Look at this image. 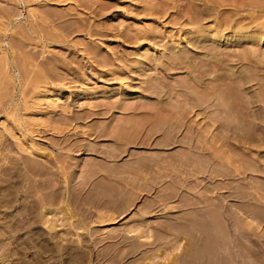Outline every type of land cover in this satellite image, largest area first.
Wrapping results in <instances>:
<instances>
[{"label": "rangeland", "instance_id": "obj_1", "mask_svg": "<svg viewBox=\"0 0 264 264\" xmlns=\"http://www.w3.org/2000/svg\"><path fill=\"white\" fill-rule=\"evenodd\" d=\"M124 1L0 0V264H264V0Z\"/></svg>", "mask_w": 264, "mask_h": 264}, {"label": "bare ground", "instance_id": "obj_2", "mask_svg": "<svg viewBox=\"0 0 264 264\" xmlns=\"http://www.w3.org/2000/svg\"><path fill=\"white\" fill-rule=\"evenodd\" d=\"M27 1V0H26ZM30 1V0H29ZM67 1V0H66ZM72 1V0H71ZM75 1V0H74ZM123 1V0H122ZM125 3L126 2H128V0H125L124 1ZM36 4V3H35ZM137 7V6H136ZM142 10V9H141ZM149 10V9H148ZM136 12V11H135ZM32 13H33V11H32ZM145 13V12H144ZM36 14V13H35ZM40 14V13H39ZM133 14V13H132ZM33 15V14H32ZM37 15V14H36ZM153 15V14H152ZM5 17V16H4ZM7 18V17H6ZM11 18V17H10ZM38 18V17H37ZM4 22V21H3ZM170 22V21H169ZM171 23V22H170ZM0 24H2V23H0ZM175 24V23H174ZM5 25V24H4ZM177 25V24H176ZM183 25V24H182ZM143 26V25H142ZM149 26V25H148ZM2 27V26H1ZM4 27V26H3ZM5 28V27H4ZM3 28V29H4ZM7 28H5L4 30H6ZM139 29V28H138ZM180 29V28H179ZM6 31H8V30H6ZM145 31V30H144ZM145 33V32H144ZM148 33V32H147ZM24 34V33H23ZM140 34V33H139ZM156 34V33H155ZM226 37V36H225ZM138 38V37H137ZM142 39H144V37L142 38ZM146 40V39H145ZM148 40H150V39H148ZM140 41V40H139ZM144 41V40H143ZM147 41V40H146ZM151 42V41H150ZM139 43V42H138ZM46 68V67H45ZM118 75H120V74H118ZM120 78L122 77V76H119ZM122 79V78H121ZM1 85V84H0ZM41 92V91H40ZM218 104V103H217ZM34 108V107H33ZM218 116V115H217ZM55 130V129H54ZM22 131V130H21ZM24 131V130H23ZM24 133V132H23ZM32 134V133H31ZM26 136V135H25ZM27 137V136H26ZM25 139V138H24ZM31 146H32V144H31ZM23 147V146H22ZM24 149V148H23ZM28 150V149H27ZM197 239V238H196ZM209 240V239H208ZM211 240V239H210ZM209 243V242H208ZM209 246V245H208ZM200 251V250H199ZM210 254V253H209ZM208 254V255H209ZM188 255V254H187ZM198 256V255H197ZM180 257V256H179ZM201 257V256H200ZM220 259V258H219ZM191 260V259H190ZM190 260H188V261H190ZM211 262V261H210ZM188 263V262H187Z\"/></svg>", "mask_w": 264, "mask_h": 264}]
</instances>
